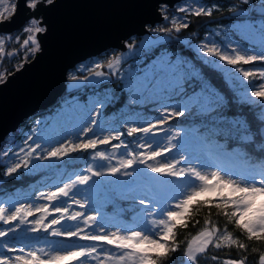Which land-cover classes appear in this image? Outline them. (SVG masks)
Wrapping results in <instances>:
<instances>
[{
  "label": "snow or ice",
  "instance_id": "6c2138e0",
  "mask_svg": "<svg viewBox=\"0 0 264 264\" xmlns=\"http://www.w3.org/2000/svg\"><path fill=\"white\" fill-rule=\"evenodd\" d=\"M53 2L24 0L25 8L32 14L28 26L23 29L28 33L21 45L26 53L34 55L39 51L37 36L46 31L35 17V12ZM242 2L248 5L250 0ZM18 4L19 0H0V23L15 16ZM167 8L166 4L160 5L165 20L169 18ZM213 10L219 11L220 6L206 8L197 4L192 8L186 2L177 8V11L195 17H211ZM233 10H236L235 6L230 8V11ZM256 15L259 24L256 20L250 23L258 27L261 33L259 50L242 47L239 42L232 43L226 38L220 43L202 42L198 51L213 58V61L230 66L228 77L234 84L238 79L235 74L242 77L239 84L245 89L242 98L244 103H251L249 97L259 98L260 105L264 107V67L255 66L256 62H264V11ZM189 26L187 20L172 16L171 27L155 31L180 33ZM16 39L19 41L20 37ZM127 47L132 50L133 44L129 43ZM5 55L11 58L17 55V51L5 53V39L0 37V60ZM120 62V57L108 61L107 69L111 70L112 75L116 74L115 69ZM94 66L96 69L102 67L100 63ZM22 67L23 64H20L15 71ZM80 68L91 70L83 65ZM12 74L0 72V84L6 83ZM93 75L107 78L104 71H95ZM69 79H80L83 82L88 81L89 77L69 74ZM257 79L259 84L254 83ZM122 81L120 90L122 94L127 93L130 109L134 111L136 107H143L146 112L154 115L152 120L140 117L142 123L125 119L126 135L133 137V141H124L122 137L125 131L119 127L101 126L100 117L105 105L98 100L96 103L99 106L94 113L84 121L79 132L74 133L75 139L61 138V141L52 143L44 136L34 138L29 135L24 140L25 146L12 153L15 159L6 166L3 172L5 177L41 166L37 162L61 161L77 153H90L91 160L109 163L107 166L99 164L96 167L89 163L83 170L85 174H76L68 182L50 188L47 192L41 191L36 199L46 201L44 204L17 203L6 207L0 202V223L7 226L0 228V264H174L172 254L179 252L181 246L176 229L187 228L185 214L191 215V209L199 211L205 204L210 206L209 215L214 205L217 215H222L226 223L221 229L210 218L205 219L204 228L187 241L182 253L184 264H198L200 257L205 256L210 248L219 250L235 246L247 251L248 244L241 242L239 237L228 230L229 224L234 225L241 236L246 234L247 241L264 244V199L260 200L259 206L256 204L258 197H264V145H261L262 151L257 156V162L249 163L245 171L236 172L221 169L200 156L194 157L182 130L164 127L185 116L200 117L208 135L219 137L224 134L230 137L234 130L243 140L252 141V133L256 130L230 111L234 93L227 81L218 84L202 78L185 61L171 59L162 61L151 72L122 76ZM97 129L100 134H97ZM261 129H264V117H261ZM159 133H164L166 143L161 144L156 139ZM132 143H135V149L131 147ZM100 146H110L114 151L109 155L106 151L98 150ZM121 149L124 151L121 152ZM174 151L176 155H171ZM0 154L8 157L9 151ZM113 159H116L115 164L111 163ZM103 177L125 178L117 182L122 198L131 201L129 210L134 215L133 223L107 221L102 207H92L86 196L76 199L80 195L78 186H87L93 178L99 180ZM210 192L218 193L214 200L196 199ZM73 205L81 210H73ZM17 232L24 235L16 237L14 234ZM41 232L47 236L65 240L75 238L87 243L64 245L45 239L47 248L32 247L31 241L39 240L27 234ZM10 236L13 243L8 241ZM5 249L15 254L6 255ZM252 252H257V249L252 248ZM210 259L219 262L220 258L212 255ZM247 259V256L226 258L222 264H247ZM257 264H264V251L259 252Z\"/></svg>",
  "mask_w": 264,
  "mask_h": 264
},
{
  "label": "rangeland",
  "instance_id": "374dc122",
  "mask_svg": "<svg viewBox=\"0 0 264 264\" xmlns=\"http://www.w3.org/2000/svg\"><path fill=\"white\" fill-rule=\"evenodd\" d=\"M187 2L188 5H190L192 8H195L197 4L201 5L199 0H181L177 2L172 7H169L174 10V13L172 16H176L177 18H182V13L177 11V8L181 5H185ZM251 2V1H250ZM177 6V7H176ZM160 10V6L158 8ZM161 13V17L163 16L162 20L164 19V13ZM249 13V11H248ZM249 15V14H248ZM31 18V17H30ZM29 18V19H30ZM171 18V17H170ZM10 19V18H9ZM29 19L21 26L19 29L14 30L12 32H0V37L5 39V51H6V44L12 43L14 44V48H11V50L15 49L17 52H20L18 57L13 60L10 58L4 59V61H9L10 63L9 67L6 64L0 65V72L5 73H13L15 72V68L19 67L20 64H23L25 61H29L34 55L26 53V50L24 48H21V45L23 43V39H25L28 35V33H25L23 29L28 26ZM40 20V16L38 18ZM256 20L257 24H259V18L251 19L246 18L243 21L234 22L230 24L228 27H222V28H212L211 32H208L204 37L201 39H196L193 42H189L188 36L183 37L182 41L185 44V46H191L192 47V54L189 53V55L192 58H189L186 56V54L178 53V52H172L165 50L163 52L158 53L152 60H150L148 63H144L143 56H139L136 60L128 61L131 56L137 57V55H143L144 52L150 51L152 46L155 45L158 41L165 39L164 37L157 36L155 29H158V24L161 23H155L152 26L147 27L148 32L141 36H130L126 40L123 41L126 49H115L116 52H114V56L109 58L107 61H101V59H94L88 61L85 60L79 64H77L73 69H70L67 73V80H66V90L67 89H73L75 87H81L85 84H93L101 81L102 79L106 78H97L93 75L95 71H104L106 74V77L112 76L111 70L107 69V63L109 60H114L116 57H120V64L116 66L115 75H118V77L122 81V76L127 77L129 73H135L137 75H140L145 72H151L159 67L160 63L162 61H167L168 59H171L173 61H185L190 69H193L196 74L200 75V70L197 67V62H202L210 67L213 68V70L216 71V74L219 75L220 80L222 83L224 81H227L228 87L232 88L233 92L238 91L240 98L242 99L245 94V89L240 86L239 81L242 80V77H239V74H235L238 79L235 81V84L233 83V80L229 79L228 72L231 71L230 66H224L219 61H213V58L206 57L202 52L198 51L199 46L202 42H216L220 43L224 41L226 38L227 40H230L232 43H240L242 47H247L248 49H257L261 47V33L258 29V27H253V25L250 23V21ZM171 22V19H170ZM171 25V24H170ZM169 25V26H170ZM41 26L45 27L41 24ZM168 27V26H167ZM152 33H151V32ZM20 37V40L17 41L16 37ZM154 36V37H153ZM14 42H13V40ZM12 40V41H11ZM129 43L133 44V49L129 50L127 45ZM40 48V47H39ZM112 49V48H111ZM193 59L195 61H193ZM2 60H0L1 62ZM212 61V62H210ZM95 63H100L102 65L101 69L95 68ZM83 65L85 68H90V71H84L80 68V66ZM13 66V67H12ZM256 68L264 67V62H256L255 64ZM250 67V66H245ZM12 68V69H11ZM227 69L228 71H225ZM77 72H85L87 73L86 76L89 77L88 81H81L78 79L77 81H72L69 79V74H75L77 75ZM113 75V76H115ZM78 76V75H77ZM201 76V75H200ZM82 77V76H78ZM123 83V81H122ZM254 83L259 84L260 81L257 79L254 81ZM249 89L248 91H250ZM251 103L260 105L259 98H251ZM96 101L94 98H89L85 101L77 99V98H62L60 101V105L53 108L52 111L45 112L46 114H38L34 117L30 118L25 123V127L18 130L16 134L7 136L8 140L5 144L0 146V153L3 151H9V156L5 157L2 154H0V160L1 164L8 166L15 157L12 155L13 152H17L20 147H24V140L29 136L33 135L34 138L44 136L46 137L50 142L54 143L56 141H61V138H71L75 139L76 136L74 133H78L81 126L83 125L84 121L88 120L89 117L94 113L95 108L98 107ZM149 107H153L152 105H149ZM260 107H262L260 105ZM264 109V107H262ZM144 108L140 109L138 113H145V114H138L133 117H130L129 121H139L140 117H146L149 120L154 119V115L150 112L146 113ZM103 112V109H102ZM186 117V116H185ZM264 117V115H263ZM184 118V117H182ZM176 119L173 120L169 125H165V128H171L172 130L180 131L182 130V135L185 136V140L189 141V151L193 154V156H200L202 159H206L210 164L212 165H218L221 169H229L226 167V165H219L216 164L215 161L211 158V154H208L200 147V140L198 139L197 135L194 134L192 131L182 128L180 125H178L177 121L182 119ZM241 119V118H238ZM243 119V118H242ZM142 123V121H139ZM100 123L101 126L107 128L109 125L113 127H119L120 129H123L126 134V128L124 122H122L119 126L114 123L113 120L109 119L108 117L102 115L100 117ZM21 125V124H20ZM19 128V127H18ZM264 130V129H263ZM97 134H100L99 129H97ZM186 134V135H185ZM6 136V137H7ZM122 139L126 142L133 141V137H129L127 135H124ZM139 138H137L138 140ZM157 140L161 142V144L166 143V140L164 139V133H159V135L156 137ZM31 144L32 141H29ZM113 143H116V141H113ZM131 147L135 149V143L131 144ZM100 151H106L109 155L112 154L114 151L111 149L110 146H100ZM141 150V149H136ZM124 149H121V152H123ZM168 154H166L167 156ZM171 155H176L175 151ZM71 157V156H70ZM70 157L65 158L61 161H43V162H37L40 163L41 166H34L31 168V172H37V171H52L48 172V174L42 179V182L38 185V187L35 188V190L30 191L27 193L26 196H15L13 198L8 199H0V202H3L6 207H12L16 205L17 203H36L38 205L46 203V201L40 199L37 200L36 197L39 195L41 191L47 192L50 188H53L57 185H61L63 182H68L69 179H74L76 174H85L83 170L87 167L89 163L93 165V167H96L99 164H103L107 166L109 161H100V160H91L90 159V153H78L76 160H83L82 163L79 164L77 169H72L71 171L66 170L64 167L65 161H67ZM112 164L116 163V159H113L111 161ZM60 165V166H59ZM236 172L245 171L242 169L235 170ZM125 178L123 177H103L99 180L96 178H93V181L90 182L87 186H78L80 195L76 197V199H83L85 196L89 199L91 202L92 207H102L105 218L107 221H116L121 223H133L134 215L132 212H128L129 206L131 204V201L125 200L122 198L121 188L117 181L123 180ZM227 194V191L225 192ZM218 195L217 192H210L206 193L199 197H211L215 198ZM264 199V197H258L256 204L259 206L260 200ZM112 206V208H110ZM73 210L80 211L81 209L73 205ZM124 210V211H122ZM89 213H91V208H89ZM39 215V214H37ZM131 215V221L126 220L123 216H130ZM29 219H32V217H29ZM71 223V222H70ZM69 225H65V227H68ZM7 227L0 223V228ZM16 237H21L24 235V233L17 232L14 234ZM30 237H36L38 238L39 242H37L36 239H33L31 241V246L34 248L39 247H45L47 248V245L44 243L45 239L49 241H58L60 244L68 245V244H80V243H87L84 241H79L75 238L72 240H65L63 238H57L52 236H47L45 233L41 232L38 234L35 233H28ZM8 241L10 243H13L12 237L10 236L8 238ZM21 243H26L25 241H22ZM111 247V246H109ZM6 255L12 256L15 253H9L7 250H4Z\"/></svg>",
  "mask_w": 264,
  "mask_h": 264
},
{
  "label": "trees",
  "instance_id": "16d2710c",
  "mask_svg": "<svg viewBox=\"0 0 264 264\" xmlns=\"http://www.w3.org/2000/svg\"><path fill=\"white\" fill-rule=\"evenodd\" d=\"M251 2L248 5H244L242 0H199L201 6L206 8H211L212 5H219L220 10H213V15L211 17L201 16L195 17L186 15L182 13L183 19L189 22V28L183 29L180 33L172 32L171 34H166L162 32L156 33L159 37H164L165 39L158 41L155 45L152 46L150 51L144 52L143 55H137V57L131 56L128 61L136 60L139 56H143V62L146 64L150 60H152L158 53L163 52L165 50L178 52L182 54H186L187 57L192 58L189 53L192 54V47L185 46L182 39L185 36H188L189 42H193L196 39H201L208 32H211L212 28H222L228 27L230 24L234 22L243 21L246 18H259L256 14L264 11V0H250ZM235 6L236 10L230 11V8ZM177 7V6H176ZM249 11V13H248ZM174 10L171 8H167L168 19L161 21L157 26L159 28L163 27H171L170 17ZM249 14V15H248ZM170 25V26H169ZM151 32V31H150ZM152 33V32H151ZM13 40V39H12ZM11 40V41H12ZM14 42V40H13ZM14 44L9 43L6 44V51H13L11 48H14ZM15 50V49H14ZM115 49H107L102 52L100 55L95 57H90L88 61L94 59H101V61H107L109 58L114 56ZM20 52H17V55L11 57V59L15 60ZM7 55L0 62V65H4L7 63L9 67V61H4L7 59ZM193 61H195L193 59ZM197 67L200 70V75L202 78L211 79L218 84H223L220 80L216 71L213 70L209 65L195 61ZM13 67V66H12ZM12 69V68H11ZM85 72H77L78 76L86 75ZM206 74V75H205ZM122 81L118 77L109 76L106 79H102L101 81L93 84H85L81 87H75L73 89L65 90L64 94L48 109L37 112L31 115L27 120H25L19 128L10 133L9 136H12L18 132V130L25 127L26 121L30 118L34 117L38 114H46L45 112L52 111L53 108L60 105V101L62 98H77L80 100H87L89 98H94L97 102L98 100L104 102L103 107V115L113 120L115 124L118 126L125 121V119H129L138 114L142 107H136L135 110H131L130 106L127 103L128 95L127 93L121 92ZM234 95L232 99L234 103L231 106V113L235 114L237 118H243L246 120L252 129H255L252 133V141H245L241 138L239 133H236L234 130L231 136H225L222 134L217 137L215 135H208L204 125L201 123L202 118L186 116L177 121L178 125L182 128L188 129L197 135L200 140V147L211 154V158L215 161L216 164L226 165L229 169L235 170H246L249 163L257 162V156L262 151L261 145H264V138H262L261 134V117L264 115V109L260 107L258 104H247L244 103L240 98L238 91L233 92ZM144 110V109H143ZM146 112V111H145ZM148 113V112H146ZM231 127V125H229ZM126 135V134H125ZM7 136L1 145L5 144L8 140ZM255 145L254 147L251 145ZM78 156L77 154H73L64 164L66 170L77 169L79 164L83 162V160H76ZM264 162V161H262ZM60 166V165H59ZM5 167L1 164L0 160V199H8L13 198L15 196H26L28 192L35 190L36 187L42 182V179L48 174V172L52 171H23L21 170L18 174L13 175L11 177H5L3 172ZM197 200H214L215 198L211 197H197ZM209 205L205 204L200 208L199 211H196L195 208L191 209V215L188 213L185 214L184 219L188 222L187 228H177V239L181 242L180 251L172 254L174 257V264H184L182 253L184 248L187 246V241L195 236L197 232H199L202 228H204V220L210 218L213 222H216L218 226L223 229L226 223L225 218L220 215H217V210L214 205L211 206V215H209ZM112 208V206H110ZM131 212V211H128ZM126 220L131 221L132 217L123 216ZM196 221H199L197 224ZM195 225V226H193ZM228 230L233 232L234 236L240 238V241L248 244L247 251L239 250L235 246L228 248L224 247L219 250L215 248H210L208 253L205 256L200 257L198 260V264H222L223 260L226 258L239 259L241 256H247V264H257L259 252L264 251V244H260L257 242H250L246 240L245 236H241L240 231L234 227V225L229 224ZM252 248H256L257 252H252ZM215 255L219 257V262L212 261L210 257Z\"/></svg>",
  "mask_w": 264,
  "mask_h": 264
},
{
  "label": "water",
  "instance_id": "95a60500",
  "mask_svg": "<svg viewBox=\"0 0 264 264\" xmlns=\"http://www.w3.org/2000/svg\"><path fill=\"white\" fill-rule=\"evenodd\" d=\"M179 1L54 0L38 9L34 15L46 28L37 36L39 51L0 84V146L31 115L64 94L70 69L109 48L125 50L124 40L144 35L148 25L162 20L161 4L172 7ZM31 15L19 0L17 13L0 23V32L19 29Z\"/></svg>",
  "mask_w": 264,
  "mask_h": 264
}]
</instances>
